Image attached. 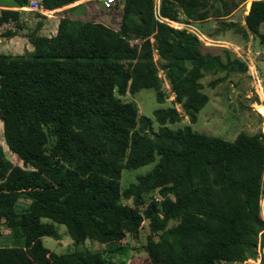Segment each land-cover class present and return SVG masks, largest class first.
<instances>
[{
    "label": "trees",
    "instance_id": "trees-1",
    "mask_svg": "<svg viewBox=\"0 0 264 264\" xmlns=\"http://www.w3.org/2000/svg\"><path fill=\"white\" fill-rule=\"evenodd\" d=\"M14 1L20 7L27 0ZM77 1L41 4L54 10ZM199 1L161 0L160 15L175 20L179 9L203 21L237 5L222 0L208 13L201 11L207 0ZM152 9L153 0H116L107 8L86 0L60 12L53 35L27 34L28 53H0L3 141L22 164H12L0 145V229L26 241L0 247V264H42L49 250L40 237L58 239L54 223L65 226L74 247L53 264H113L106 256L112 244L144 221L142 248L150 264L241 263L256 259L258 249L264 264V132L239 131L226 141L189 125L173 130L166 124L181 119L174 107L153 110V131L151 118L118 97L152 89L163 102L154 51L174 102L193 123L208 100L201 91L205 74L246 71L228 49L157 21ZM18 20V10L0 8V26L15 24L1 36L16 35ZM243 22L244 37L261 36L264 0L251 1ZM127 35L141 40L139 46ZM152 162L120 188L123 169ZM150 194L156 198L147 199ZM21 195L26 204L14 207ZM87 238L108 246L79 249Z\"/></svg>",
    "mask_w": 264,
    "mask_h": 264
},
{
    "label": "rangeland",
    "instance_id": "rangeland-1",
    "mask_svg": "<svg viewBox=\"0 0 264 264\" xmlns=\"http://www.w3.org/2000/svg\"><path fill=\"white\" fill-rule=\"evenodd\" d=\"M86 0H79L73 4H69L54 10H48L46 13H39L37 11L26 8V5L30 3V0L26 1L24 6H20L21 9H17L14 0H0V8L5 6L17 7L13 10H18L19 29H16L17 34L11 36V38L2 37L1 33L6 28H14V23H7L0 26V53L8 55H21L31 51V45L28 43V37L26 36L30 32L39 33L42 35H51L56 21L60 18V12L65 8L74 4L83 2ZM100 3V0H97ZM116 1V0H115ZM206 0H200L202 4ZM237 4L235 8L231 9L230 14L221 18L208 17L203 21H193L186 18L182 12L178 9V15L175 20H170L162 17V22L169 23L174 28H183L188 32L197 36L200 42L206 46L223 47L228 49L232 56L239 58L242 62L245 60L251 66L254 64L253 55L247 53L245 44L249 45L252 51L255 47H258L259 41H251L250 43L245 40V37L240 29V23L243 22V16L247 13L250 7L251 0H226ZM222 0H207L204 9L208 13L213 11V8H221ZM161 0H153V7H158L160 13ZM101 6V3H100ZM97 5L94 7L93 12L96 11ZM199 8V7H198ZM154 8L152 9V11ZM225 24H234L232 28L227 27ZM260 31H264V23L260 27ZM251 35V34H250ZM28 42H27V41ZM125 40L132 46H139L141 40L135 39L132 35H127ZM152 42L153 39L150 38ZM249 41V40H248ZM239 46V47H238ZM239 53L240 57L236 54ZM223 60H225L222 57ZM153 61L155 62L158 76L161 78V92L163 94V102L156 101L155 93L152 89H140L135 94L131 95L125 92L123 95L118 96L123 101H130L136 104L139 115H145L152 120L151 129L155 131L158 128L157 122L153 117V110L156 108L174 107L176 111L181 114V119L177 122L166 124L169 128L175 130L189 125L192 130L210 136H215L226 141H232L239 131H244L248 134H254L261 130L264 132V116L260 114L254 105L251 103L255 100L260 103L264 108V101H259L258 96L263 99L264 93V71L257 70L256 73L250 76L246 72H231L226 74L224 72L217 73L216 75L205 74L200 82L202 84L201 91L208 96V100L205 105L197 112L195 122L191 123L186 115L183 114V110L180 105L174 102V94L168 81L164 78L163 71L161 69L162 60L153 51ZM252 61V62H251ZM253 69V68H252ZM248 70V69H247ZM264 70V69H263ZM254 71V69H253ZM263 73V74H262ZM225 76V77H224ZM223 77V79L217 82L214 86H209V82L215 78ZM263 91V92H262ZM149 130V132H150ZM0 145L4 152L5 157L14 165L21 166V161L18 157L11 153L4 141L2 135V125L0 122ZM154 162L139 166L135 169H123L119 179L120 188L127 187L131 182L135 181V178L139 174H143L149 171ZM263 189H264V172H263ZM148 198H156L155 194H150ZM27 202L22 195L17 199L15 206L23 205ZM126 204H130V200L124 201ZM260 215L264 220L263 212V200H260ZM46 220V219H42ZM59 238L54 239L50 236H41L40 240L42 245L51 250L44 255L42 264H53L55 259H59L63 253L72 250L74 245L71 241L64 225L54 223ZM148 232L147 222L141 225V227L135 233H126L125 236L119 241L112 244L113 250L106 254L113 264H150L147 260L146 254L143 250L145 243V235ZM4 244V243H3ZM6 246H21L26 245V241L20 240L15 243H5ZM108 244H101L93 239H85L78 244L79 249L99 250L107 248ZM260 250L257 251L256 259H247L241 263L224 262L219 261L217 264H258V258Z\"/></svg>",
    "mask_w": 264,
    "mask_h": 264
},
{
    "label": "crops",
    "instance_id": "crops-1",
    "mask_svg": "<svg viewBox=\"0 0 264 264\" xmlns=\"http://www.w3.org/2000/svg\"><path fill=\"white\" fill-rule=\"evenodd\" d=\"M252 1V0H251ZM13 5L11 6H5L4 8H14L16 9L17 7H12ZM57 23H58V20L56 21V24L54 25L55 28H53V30H51V35H53L55 33V30H56V26H57ZM244 22H241L240 23V26H243ZM11 38V37H10ZM245 40H247L248 43H250L251 41H259L260 43L258 44V47H255L252 51L250 50L249 48V45L246 43L245 46H246V49H247V53H249V55H253V59H254V64L251 66L247 61H243V63L245 64L246 66V74L248 75H252L253 72L256 73V71L258 70L260 72V70L264 71V31L262 32L261 31V36L257 37V36H252L250 34H248L246 37H245ZM249 40V41H248ZM27 41V40H26ZM28 42V41H27ZM29 43V42H28ZM30 44V43H29ZM239 47V46H238ZM238 57H240L239 53L236 54ZM239 59V58H238ZM240 60V59H239ZM241 61V60H240ZM252 62V61H251ZM254 71H253V69ZM248 69V70H247ZM260 69V70H259ZM252 73V74H251ZM263 74V73H262ZM264 77V76H263ZM263 92V91H262ZM263 95V99L257 95L259 101L261 102L262 100L264 101V93L262 94ZM252 105H259L255 100L251 103ZM261 105V104H260ZM262 106V105H261ZM1 122V121H0ZM2 125V123H1ZM26 204V202L24 203ZM23 204V205H24ZM20 240H24L20 237H16V236H12L10 235L6 229L4 228H1L0 229V247H6L7 244L5 243H15V242H18ZM72 241V240H71ZM4 243V244H3ZM42 247H44L42 245ZM45 248V247H44ZM49 250V249H48ZM51 252V250H49Z\"/></svg>",
    "mask_w": 264,
    "mask_h": 264
},
{
    "label": "built area",
    "instance_id": "built-area-1",
    "mask_svg": "<svg viewBox=\"0 0 264 264\" xmlns=\"http://www.w3.org/2000/svg\"><path fill=\"white\" fill-rule=\"evenodd\" d=\"M41 2H42V0H30V3L28 5H26V8L37 11V12L42 13V14L48 12V10L43 8ZM114 2H115V0H100L101 6L105 7V8L109 7ZM153 8H154V10H153L154 18L157 21H161L162 17L159 13L158 7L157 8L153 7ZM17 9L19 10V9H21V7H18ZM165 23H167V22H165ZM167 24L169 25V23H167ZM119 264H124V263H119Z\"/></svg>",
    "mask_w": 264,
    "mask_h": 264
},
{
    "label": "bare ground",
    "instance_id": "bare-ground-1",
    "mask_svg": "<svg viewBox=\"0 0 264 264\" xmlns=\"http://www.w3.org/2000/svg\"><path fill=\"white\" fill-rule=\"evenodd\" d=\"M255 109H257V111L262 114L264 116V108L263 106L259 105H254Z\"/></svg>",
    "mask_w": 264,
    "mask_h": 264
},
{
    "label": "water",
    "instance_id": "water-1",
    "mask_svg": "<svg viewBox=\"0 0 264 264\" xmlns=\"http://www.w3.org/2000/svg\"><path fill=\"white\" fill-rule=\"evenodd\" d=\"M262 250L264 251V247L262 248Z\"/></svg>",
    "mask_w": 264,
    "mask_h": 264
}]
</instances>
